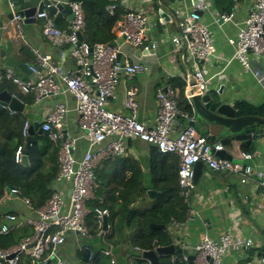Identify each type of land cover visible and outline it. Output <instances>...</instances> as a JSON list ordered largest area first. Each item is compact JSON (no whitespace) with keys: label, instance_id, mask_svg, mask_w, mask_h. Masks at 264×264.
<instances>
[{"label":"built area","instance_id":"obj_1","mask_svg":"<svg viewBox=\"0 0 264 264\" xmlns=\"http://www.w3.org/2000/svg\"><path fill=\"white\" fill-rule=\"evenodd\" d=\"M7 1L12 15L10 23L17 28L16 38L23 40L22 16L14 11L18 0ZM56 4L63 5L72 14L66 33L54 26L46 9L35 16L46 20L44 33L55 46L61 48L66 44L71 45L69 54L76 60V68L71 73L64 71L53 61L50 54L34 50L36 60L28 65L32 75L30 80L17 77L10 69L6 70L4 76L19 94L31 93L35 101L69 95L73 99L74 109L78 115L77 125L80 134L70 136L66 133V137L63 138L68 107L65 101L57 100L47 113L41 130L51 142L59 143V171L55 183L64 189L66 187L67 192L56 188L41 206L33 207L30 199L23 196L21 190L17 188L5 190V194L22 199L28 211L23 215L13 213L4 215L0 234H9L18 227L29 226L32 228V235L22 238L12 247L0 248V264H20L24 254L29 257L31 264L45 263L50 257H53L50 264H81L61 258L57 248L66 242L70 234L89 237L86 219L90 213L88 203L96 189L94 172L96 162L103 157L122 155L126 142L130 139L137 138L155 144L159 153L177 155L179 195L185 199L188 207L193 189V169L197 162H202L213 171L225 175L238 172L242 176V182L250 178L264 187V172L243 165L239 161L221 158L218 152L223 150V146L210 140L207 135L199 133L195 126L187 124L177 135H173V127L180 118L188 119L189 122L193 118L179 108L177 91L172 87L157 89L155 94L157 113L152 127H147L137 120L138 103L135 98L136 91L132 88L126 91L124 99L128 113L109 111L106 105L109 100L116 98L115 86L120 76L131 78L143 74L148 70V66L127 58L117 62L120 47L116 43L90 45L84 40L80 41L77 34L82 33L86 25L82 2L79 0L52 2V5ZM202 6L206 8L205 4ZM114 8L115 6L112 7L111 13ZM59 12L56 9L54 15ZM175 15L181 18L180 35L173 36L170 40L173 44L184 43L194 64L195 86L199 91H204L208 88L211 77L205 76L200 63L207 61L215 52L209 23L202 21L201 15L195 9L185 14L176 9ZM232 17L231 13H221L213 22L216 24L231 22ZM151 21L143 12L128 10L123 24L118 29V35L125 44L151 52L158 47L157 42L150 36ZM238 29L237 38L231 40L235 46L234 58L240 62L243 71H251L259 82H264V71L253 68L251 61V57L264 58V0H254L253 9L239 24ZM61 55L64 58L66 51L62 49ZM27 126L25 125L24 134L27 132ZM79 141L86 145L80 156L77 155ZM21 155L22 148L18 147L15 162H20ZM254 156V153H243L242 159H251ZM107 214L106 209H95L97 234H100L102 219ZM191 219L188 213L187 220ZM174 223L176 226L181 224ZM32 242L34 246L28 248L27 245ZM252 246L254 243L251 237L226 233L213 239L204 234L196 245L181 244V255L173 253L175 255H171L170 261L187 263L189 255H193V264H222L223 257L229 251ZM82 251L85 254V264H103L102 260H107V264H118L117 254L111 248L101 250L97 255L90 246L83 245ZM254 263L264 264L262 260H256Z\"/></svg>","mask_w":264,"mask_h":264},{"label":"crops","instance_id":"obj_2","mask_svg":"<svg viewBox=\"0 0 264 264\" xmlns=\"http://www.w3.org/2000/svg\"><path fill=\"white\" fill-rule=\"evenodd\" d=\"M38 1L39 0H29L26 5L22 6L15 4L14 11L27 5L35 6L38 4ZM95 1H98L97 7L107 3V5H105V10L109 16H112L114 11L117 10L123 12L122 18L124 12L126 13L128 10L140 11L148 15L152 20L150 36L152 40L156 41L158 44L155 50L146 52L141 47H132L125 44L122 37L118 35V29L116 30L115 39L110 43H116L120 47V60L123 61L127 58L132 62L144 63L148 66V70L143 74L131 78H126L124 75L120 76L115 86L116 98L109 100L106 105L109 111L127 114L128 111L124 106V99L126 91L132 88L136 91L135 98L138 103L137 120L147 127H152L155 123L157 113L156 91L158 88L173 86V80H175V83L181 82L183 86L182 91L173 86L177 91V101L179 100L181 102L180 94L182 92L187 101L191 104L193 113L190 117L193 119L195 118L193 105L191 103V98L194 94L191 91L192 88L189 86V82L193 77L192 72L194 71V64L184 43L173 44L170 40L171 37L180 35L179 21H181V18L175 15V10L179 9L182 14H185L195 8L202 10L201 20L209 23L211 39L215 47L214 55L207 61L200 63L205 76L211 77L208 88L211 89L212 92H219L222 101L232 106L239 101L247 102L253 106L264 103V82H259L251 71H243L240 62L234 58L235 46L231 43V40L237 38L239 24L253 9L254 0H88L89 3H94ZM202 4H205L206 8H203ZM113 6H115V8L113 13H111ZM161 6L168 9L172 16L171 18L165 19L163 22L158 14ZM221 13H231L233 15L232 21L222 24L214 23L213 19ZM9 15L10 10L8 1L0 0V43L6 44L10 42L9 55H13L20 62H23L19 50L21 47L25 46L34 57V50L50 54L53 61L58 63L64 71L71 73L76 68V60L69 54L71 45L66 44L61 48L57 47L53 44L48 35L44 33L45 19L36 18L34 23H23V40H19L16 38L17 28L10 23V18H8ZM54 16H49L54 26L61 30V32L66 33L71 20L69 18V13H62L56 22H54ZM85 30L86 28L82 31V35ZM62 49L66 51L64 58H62L61 55ZM251 59L253 68L264 71V58L251 57ZM24 63L27 65L30 64L27 62ZM12 71L21 79L30 80L32 78L30 72L22 71L19 68H15ZM4 72L5 71H3L2 74L5 75L6 72ZM3 85L4 88L10 91L24 106L21 112L9 110L7 107L3 106H0V110L6 111V113L12 117H17L18 120H23L22 123L18 122V128L21 125L22 135L25 139L28 135V128L35 123L38 124V129L33 130V140L27 154V165L30 162L29 151L34 143L42 139H47L41 127L45 122L47 113L54 107L57 100H63L67 103L68 113L65 120L66 133L70 136L80 134L77 125L78 115L74 109L73 99L69 95L64 94L57 99L46 98L35 101L34 95L31 93L19 94V92L14 89L15 87L12 83L6 78L3 81ZM27 99H31V102L28 103ZM188 123V119L180 118L173 127V135H177ZM25 125H28L26 134H24ZM195 128L199 133L205 134L198 126H195ZM256 128L257 133L254 134L251 139L235 143V149L226 148L225 151L231 156V160L239 161L243 165H249L257 171L264 172V125L258 124ZM69 130H71L72 133H69ZM205 135H207L210 140L217 142L216 138L208 134ZM1 137L0 134V138ZM51 143L53 144V149L57 148V153L52 154L51 151H46L50 154V157L48 160L44 157V162H42V164H47L48 162L51 164L52 161L50 159L53 158L54 166L59 171V143ZM243 147L250 149L249 153H254L255 156L251 159H242V154L246 153ZM85 148L86 145L83 142L81 149L79 152L77 151V155L80 156ZM37 163H40V161L38 160ZM46 168H48V166H43V169ZM177 168V155L159 153L150 143L137 138L130 139L126 142L125 151L122 155L103 157L96 162L94 169L96 189L90 203L97 201L98 205L95 206V208L99 209V205H103L105 202L119 204L123 201H130L131 203L129 206H118L119 211L115 210L118 214L114 216L113 222L116 223L119 218L147 206V202L140 196L142 192L147 197V192L149 190H154L156 192L152 198L148 197L149 200H153L159 196L161 191L155 188V183L157 184L159 179L163 181V179L170 178L172 184V179L177 173ZM57 175L58 172L51 184L52 191L57 188L62 192H67L66 187L64 189L61 185L55 183ZM241 177V174L238 172L225 175L213 171L205 164L203 165L199 180L193 185L190 205L188 207L187 213L191 215L192 219L187 220L186 216L185 220H176L172 216L169 218L167 227L163 225L164 229H161L166 230L171 235V244H173L176 249H180L181 244H198L202 240L204 234H207L213 239H217L221 235L231 233L242 237H251L254 246L241 247L237 250L229 251L223 257L222 264H255L254 261L256 260H262L264 262L263 258L260 256V253H264V251L260 252L258 250L264 247V187L250 178L242 182ZM164 183V185H166L167 181H164ZM128 194L131 196H128ZM177 194L178 197L182 198L179 195V190ZM103 207L108 209H106L108 214L103 217L100 234L96 236L98 239H101L102 242H104L105 236L110 232L111 222L109 221V214L112 212L111 208L107 206ZM27 211V206L23 203L22 199L5 194L4 191L0 199L1 223L4 215L7 213L23 215ZM104 218L105 226L103 225ZM174 222L181 224L176 226ZM151 227L155 228L153 226ZM121 234L122 240L127 242L128 238L131 236V230L130 232L122 231ZM68 238V242H65L57 248L58 255H63V259L68 261L81 262V259L85 261V254L82 251L83 245L78 243V236L70 234ZM88 240L90 239L88 238ZM93 241H91V243ZM84 245L91 247L89 242H86ZM104 245L105 247L103 246L104 248H100L99 252L111 248L117 254L118 263L122 255H128V245L125 242L118 245V247L105 243ZM92 249L96 252L95 248L92 247ZM169 255L171 258V255L175 254ZM20 264H31L29 257H23ZM129 264H132V262L130 261Z\"/></svg>","mask_w":264,"mask_h":264},{"label":"trees","instance_id":"obj_3","mask_svg":"<svg viewBox=\"0 0 264 264\" xmlns=\"http://www.w3.org/2000/svg\"><path fill=\"white\" fill-rule=\"evenodd\" d=\"M80 1V0H79ZM24 2V1H22ZM83 3V9L85 13L86 30L83 32V40L90 45L97 42H112L115 39V32L123 24L125 18H122L123 12L120 10L114 11L112 16H109L105 10V5L102 4L97 7L98 1L89 3L88 0H81ZM17 5V2H16ZM127 12V11H126ZM21 59L23 62L32 63L35 60L34 55L23 46L19 50ZM173 86L183 90L181 82L175 83L173 80ZM171 86V87H173ZM173 87V88H174ZM174 88V89H175ZM181 102L178 100V106L182 111L193 113L191 104L187 101L183 93L181 92ZM26 100V98H25ZM30 103L31 99H27ZM234 107L238 116H255L264 118V103L258 106H253L244 101L237 102ZM23 120H18L17 117H12L7 114L6 111L0 110V199L4 194V191L9 188H17L22 191L23 196L28 197L33 207L41 206L47 197L50 195L52 188L51 184L54 180L58 169L54 166L53 158L52 162L42 164L44 157L48 160L49 155L46 151H51L52 154L57 153V148H52V143L49 140H39L35 142L29 151L30 162L28 165L15 162V153L18 147L22 148V154L24 149L25 137L22 135L21 125L18 128V122L22 123ZM245 146V145H244ZM52 149V150H50ZM246 153L250 152V149L243 147ZM39 160L40 163H37ZM46 162V161H45ZM43 166L48 168L43 169ZM164 181L167 184L164 185ZM155 188L161 193L153 200L143 194H140L141 198L147 202V206L143 209H137L127 216L121 217L115 223L113 222L114 216L118 213V206H129L131 203L123 201L116 204L112 202H105L103 205H99V209H105L103 206H107L112 209L109 214L110 232L105 236L104 242L98 239L97 236V223L94 218L95 206L98 205L97 201L88 203L90 213L86 219V225L89 231L91 248L96 249V254H99L100 248H104L105 244L118 247L122 243H127L128 255H122L119 259L120 264H150L147 260L141 258V251H149L154 249L155 244L160 246H167L171 244V235L166 230L155 229L150 226L151 223L164 225L167 227L170 217H174L176 220H185L188 212V205L184 204L183 199L178 197V179L177 173L172 179L170 178L159 179ZM128 196H131L128 194ZM101 207V208H100ZM107 209V208H106ZM108 210V209H107ZM119 211V210H118ZM1 223V220H0ZM131 236L127 242L122 240V231L130 232ZM32 235V228L29 226H22L13 230L9 234H0V248H9L20 242L22 238ZM117 235V236H115ZM79 237V236H78ZM104 246V247H103ZM260 252L264 251L263 248L258 249ZM125 258V259H124ZM170 255H164L159 258V264H172L170 262ZM81 264H85L84 259L80 260ZM103 264H107V260H102ZM118 263V264H119Z\"/></svg>","mask_w":264,"mask_h":264},{"label":"water","instance_id":"obj_4","mask_svg":"<svg viewBox=\"0 0 264 264\" xmlns=\"http://www.w3.org/2000/svg\"><path fill=\"white\" fill-rule=\"evenodd\" d=\"M34 1V0H30ZM56 0H39L38 4L35 6H25L16 11L17 14L22 16V22L24 24H31L36 21L35 15L42 12L44 9L47 10L49 16H54L56 9L60 12L54 16V22L62 15V13L68 12L69 18L72 19V14L67 11L63 5L56 4L52 5V2ZM27 2L17 1V5H26ZM199 7V6H198ZM195 11L201 15L202 10L195 8ZM158 14L161 21L171 18V13L168 9L161 6ZM8 18H12L10 14ZM78 39L83 40V35L81 32L78 34ZM91 50V49H90ZM10 53V42L6 44L0 43V106L7 107L9 110L21 112L23 110V104L14 96L10 91L4 88L3 81L5 79L3 71L6 72L8 69L19 68L22 71L29 72L28 65L24 62H20ZM121 58L120 53L117 54L116 61L119 62ZM4 72V73H5ZM192 80L189 82V86L192 88V93L194 94L191 98V103L193 105V111L195 113V118L191 120L188 124L193 126H198L205 134H208L217 139L223 146V150L218 152V155L224 159H231V156L225 151L226 148L235 149V143L251 139L254 134L257 133L256 126L258 124L264 125V118H259L255 116H238L236 108L224 101L220 97V93L212 92L211 89L206 88L204 91H199L195 86L194 71L192 72ZM165 89V87L163 88ZM38 129V124L35 123L28 128V135L25 139V145L23 149V154L21 155V164L27 165V154L30 144L33 140V130ZM64 136L66 137V131L64 130ZM156 148L155 144H152ZM202 162H197L194 164L192 183L195 185L201 175V169L203 167ZM156 192L154 190H149L147 195L152 198ZM105 226V218L104 224ZM155 228L164 229L163 225L151 224ZM34 242L27 245V247H33ZM155 248L149 251H142L141 258L149 261L151 264H158L159 257L167 254H177L181 255L180 249H176L173 244L167 246H159L155 244ZM260 256L264 260V253H260ZM189 260L187 264H193V255H189ZM53 257H50L45 263L39 264H50Z\"/></svg>","mask_w":264,"mask_h":264},{"label":"rangeland","instance_id":"obj_5","mask_svg":"<svg viewBox=\"0 0 264 264\" xmlns=\"http://www.w3.org/2000/svg\"><path fill=\"white\" fill-rule=\"evenodd\" d=\"M69 133H72V131L71 130H69ZM82 144H83V142L82 141H79L78 142V152H79V150L81 149V146H82ZM182 199H183V201H184V204H186L185 203V199L182 197ZM68 240H69V238L66 240V242H68ZM86 242H89L90 244H91V242H90V240H88L87 238H83V237H78V243H80L81 245H84V244H86ZM115 252V251H114ZM116 253V252H115ZM27 255L26 254H24V257H26ZM140 256H141V253H140ZM61 258H63V255H61L60 256ZM175 264H185V263H175Z\"/></svg>","mask_w":264,"mask_h":264}]
</instances>
